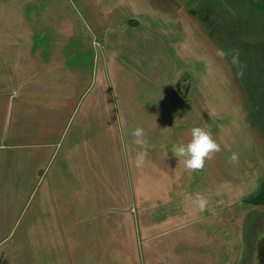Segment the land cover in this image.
Wrapping results in <instances>:
<instances>
[{
    "label": "rangeland",
    "instance_id": "rangeland-1",
    "mask_svg": "<svg viewBox=\"0 0 264 264\" xmlns=\"http://www.w3.org/2000/svg\"><path fill=\"white\" fill-rule=\"evenodd\" d=\"M36 1L44 3L43 0ZM82 1H73L69 7L71 9L66 12L64 7L60 17H46L41 12L42 15L33 18V33L28 34L18 20L21 16H17L16 13L11 17V11L6 9L0 11V78L5 76L1 74L2 69L10 70L18 67L20 69L22 65L35 64L31 54L27 53L29 55L27 57L22 53L24 48H20L22 47L20 41H23L21 37L31 36V40L39 42L41 47L52 48L51 59L40 64L39 76L25 75L24 79L27 81L22 79L11 81L12 90L16 91L12 100L15 125L9 122V127L11 131L17 129L16 140L20 138L19 131L26 126V118L22 113L27 103L28 85H31L35 79L40 82L52 80L54 84L50 87L54 89L53 93L58 95L61 93L62 112H66L72 105L71 117L61 136L63 140L61 149L74 142L81 147L80 150L76 147L70 151L73 167L67 169L64 176L70 180L74 188L98 187L100 189L97 191L107 192L114 188L108 190L101 188L110 187V184L114 185L112 180L118 183L123 178L120 167L122 156L117 152L116 147H113L119 145L120 148L122 127L124 136L126 131L132 132L136 127H142L146 133V140L150 138L149 140L152 141V135L157 139L161 133L159 130L166 125L168 136L180 137V142L186 144L191 139L192 127H187L184 109L188 111L189 121H195L196 116H200V123L196 125L210 129L213 138L221 147V151L216 153L213 159L206 160L203 169L208 172L206 170L208 165L215 164L212 181H215L218 185L215 187L221 190L220 204L224 205L226 201L232 202L234 196L237 201L239 200L236 204L242 205H239L241 208H225L219 211L220 221L215 225L207 221L201 226H196L197 229L189 230L199 232L203 229V231L217 232V236L221 234V240L216 241L221 252L219 264H264V207H251L244 202V198L256 191L260 181L264 179V0H174L175 3L171 8H167L172 10L169 12L165 11L164 2L158 3L152 0L150 2L152 11H155L152 18L142 16L147 30L139 31L137 40L131 39L130 33L125 35L121 33L124 38L120 42V49L112 47V32H116L114 24L125 14V10L129 9L127 5L129 1ZM47 3L48 0L44 4L49 5ZM57 4L54 3V8ZM175 4H182L191 15V20L186 15L185 9L173 15ZM61 19L70 32L67 40L63 42L58 40L60 28H57V23H60ZM181 24L185 28L184 38L178 30ZM159 26H167L168 33L152 31V27ZM187 28L192 30L188 33ZM105 29H112L109 33L111 42L102 41L101 30ZM104 34L106 35L105 32ZM37 42L35 43L38 44ZM64 42L66 44H61ZM221 50L225 53L223 57L218 55ZM120 51L123 53L122 56L118 54ZM165 51L167 57H163ZM235 51L239 52V64L232 63ZM152 53L156 54L155 60L152 59L151 65H143L140 54H144L148 59ZM169 53L173 55L174 65L177 63L183 65V62H186V65L181 69L171 66ZM36 59L39 60V57ZM60 61L70 69L62 71ZM220 61L218 71L221 72L223 69L226 73L218 80L214 67L217 69V63ZM105 63L110 70L108 80L110 84L105 89L107 88L109 101L113 104L109 119L115 122L114 124L112 121L114 130L109 129V132L106 131V123L102 121V118L106 117L104 111H107L108 117L110 109V104L104 103L105 89L102 80L108 78L106 75L102 76L106 68ZM121 66L122 71H120ZM33 67L30 66V69ZM115 67L117 71L111 72ZM136 67L152 68V71L138 75L133 70ZM77 69L80 74L82 70L83 75L78 74ZM25 73L29 71L26 70ZM72 76L77 79L71 84ZM1 82V89H4ZM43 85L46 86V83H40L39 88ZM67 86L72 88L68 89ZM97 97L103 111L97 110L92 104ZM6 104L7 102H4V105ZM161 104L162 107L174 105V118L177 116L175 110L180 109L183 120L173 119L168 111L159 118L160 112L155 111L156 106L161 107ZM178 104L180 106L175 107ZM43 107L42 103L34 110L36 113L42 112ZM86 109L91 115L90 121L87 122L83 121ZM3 111L0 109L2 116ZM195 123L196 121L194 125ZM97 124L100 125V129L95 132L93 128ZM250 124L251 129H247L250 138L246 140L242 130L245 129L244 127L248 128ZM3 126L4 123L0 119V130ZM150 132L151 135L148 137ZM118 134L121 137L117 143ZM149 140L147 142L151 143ZM171 147L172 145L166 148L169 150L172 149ZM232 153L239 155V162L236 164L229 163ZM30 156V154H20L19 148L0 149V240L6 239L7 243L12 244L15 243V238L26 235L28 237V242L24 243V246L0 245V264H4L6 253L12 249L19 250V254L12 255L16 262L19 260L16 264H38L39 258L49 260L46 264H54V258L50 255L68 256L66 248L57 247L54 238L46 236L51 233L52 225L44 221L53 224L55 219L48 218L52 214L47 212L43 205L41 220L30 219L31 212L37 210L34 207L43 192L42 187L31 185L33 177L31 167L34 159ZM235 165L237 169L246 172L245 176L238 177L239 173L236 174ZM210 170L205 178L208 187L211 186L209 181L214 168ZM109 179L112 180L109 182ZM193 179L196 177L193 176ZM182 180H189V177L186 176ZM210 188L211 191L216 192L214 187ZM85 195L82 201H77L79 203L77 209H81L80 205L83 202L89 210L106 207L103 202L106 197L103 198V193H94L86 198ZM156 195L158 196L157 193ZM215 201L216 197H212L211 202ZM166 210L169 208L165 205H158V208H148L150 217L142 212V218L144 216L152 221L153 237L156 231L164 229L165 225L170 223L163 217L168 212ZM200 211L207 215L208 209ZM73 220L75 223L69 228L74 230V234H79L75 247L77 250L86 249V258L97 262L96 260L101 259V251L113 252L114 249L109 248L108 244L118 246L117 241L107 240L101 235L106 232L104 229H107L108 219L97 217L91 223L93 226L89 225L86 231L85 221H82V218L75 217ZM102 221L106 224H101ZM134 221L136 235L139 237L141 227L139 212L136 215L134 213ZM171 236L172 233L169 237ZM210 244L212 245V241ZM210 244L209 241H204L198 249L205 251L204 254L207 255L208 249H212ZM118 247V252L126 255L125 248ZM52 248L55 250L51 251ZM137 251L139 252V249ZM215 252L216 246L213 248V253ZM110 258L107 260L111 263ZM78 261L82 262V259L79 258Z\"/></svg>",
    "mask_w": 264,
    "mask_h": 264
},
{
    "label": "crops",
    "instance_id": "crops-1",
    "mask_svg": "<svg viewBox=\"0 0 264 264\" xmlns=\"http://www.w3.org/2000/svg\"><path fill=\"white\" fill-rule=\"evenodd\" d=\"M73 1L75 0H48L47 4L49 5H46L44 4L46 0H43L44 3L38 2L36 0H0V11H2V9H6L11 11V17H13V15H15L16 13L17 16H21L20 19L18 18V20L21 23L22 28L25 29L28 34L33 33V18L42 15V13L43 15L45 14L46 17H60V14L61 12H63L64 7L65 12L71 9L69 7H71ZM128 1L129 3L127 5H129V9L125 10V14L122 15V17H120L116 23L114 22L116 32H112L113 37L111 39L113 41L112 47L114 49L121 48L120 42L122 41V38H124L125 34L130 33L131 39L133 38L134 40H137L139 31L141 32L147 30L144 26L146 25V23L142 21V16L151 19L152 15L155 13V11H152V3H150L152 0ZM154 1H157L158 3L164 2L165 4L163 6L165 11L167 12L172 11L168 10L167 8L169 7L170 9L171 6L175 3L174 0ZM54 3H58L55 8ZM173 8V15L175 13L182 12V10L185 9L186 15H188L191 20V15H189L188 10H186V8L182 4H175V7ZM175 8L177 9L175 10ZM18 10H20V12H16ZM24 11L28 12L24 14ZM72 11L74 10L72 9ZM161 16L163 15L161 14ZM46 20L48 21V18H46ZM57 24V28H60L58 40L63 42L67 40L70 32L64 26V22H62V19L60 20V23L58 22ZM192 27L193 29H196L194 28V26ZM54 30H56V27H54ZM178 30L181 32L182 38H184L183 33L185 28L182 26V24L181 28ZM191 30L192 28H187L186 32L189 33ZM110 31H112V29L101 30L103 42H111L109 37ZM152 31L166 34L168 33V28L167 26H159L157 28L152 27ZM104 32L106 33V35L104 34ZM121 33H124V35H122ZM20 39L25 42L24 43L23 41H20V45H22V47L20 48H24V52L22 51V53L27 57H29L27 53L31 54L34 57L35 64L25 66L22 65L20 69L19 67L10 70L7 68L2 69L3 73L1 74H5V76L0 78V81H2L1 84L4 86V89H1L0 86V109L2 111L4 109L5 110L3 111V116L0 114V119L4 123L2 130H0V149L3 148L7 150V148H19L20 154H30V157L34 159V164L31 167V173L33 176L31 185H38V187H42L43 192L42 194H40L37 200V204L34 207L37 208V210L31 212L30 219L41 220L40 217L43 216V205L46 211L52 214L48 216V218L50 217L52 219H55V222L53 224L44 221V223L52 225V231L54 232L53 233L51 231V233H48L46 236L51 239L54 238L55 245H57V247L61 246V249L66 248L65 251H67L68 253V256L66 254H58L56 256L50 255L52 258H54L53 263L219 264L221 252L219 250V243H216V241L218 239L219 241L221 240V234L219 233V236H217V232H208L207 230L203 231V229L202 231L194 232L190 231L189 229L195 230L198 228H196V226H201L207 221L215 225V223L220 221V217H218V214H220L219 211H221L222 209L224 210L225 208H241L239 207V205L242 204L237 205L236 203H238L239 200L237 201L234 196V199L232 198V202L226 201L224 205L220 204L221 196L219 193H221V190L220 188L215 187L218 185H216L215 181H212V177L213 175H215V164L212 163L211 165H208L209 167L206 168L208 172H206L204 169L201 170L200 173L190 172L185 168L184 158H176L172 154L171 149L168 150L166 148L170 147L171 145L173 146L174 144L182 143L180 142V137L168 136L166 125L163 126V128L161 127V130H159L161 131V133L158 135L157 139H155L152 135V141L149 140L150 138H148L151 135L150 132L147 137V141L149 140L151 143L147 142L145 149H141L133 142L134 138L131 136L132 132L126 131V135L124 136L122 132L123 127H119L121 128L120 132L122 135V143L121 141L119 142L120 148L119 145L113 147H116L117 152H120L122 156L120 167L123 171V178L118 183L115 180L109 179V182L112 180L114 185L110 184V187L107 186L101 189L108 190L114 188V190L107 192L97 191L98 189H100L98 187L89 189L85 187H81L80 189L77 187L74 188L70 180L68 178H65L64 176L66 170L70 168L72 169L73 167L69 156L70 151L72 149H75L76 147H78L80 150L81 147L77 146L78 144L74 142L72 145H68L65 148L61 149L63 141L61 140V136L63 135L66 124L71 117L72 105L66 112H62V107L60 104L61 93L59 95L57 93H53L54 89H51L50 87L51 84H54L52 80L40 82L35 79L31 82V85H28V96H26L27 103L24 107L22 106V116L26 118V126L28 127L27 130L26 126L22 131L18 130L20 138L19 140H16L17 137L15 136V134L17 129H12L11 131V128L9 127V122L14 124L12 100L13 96L16 94L15 89L12 90L11 81H20L21 79L27 81V79H24L25 75L39 76L40 64L51 59L50 49H52L48 47H41L39 42L31 40V36H28V38L21 37ZM35 42H37L38 44H36ZM61 44L66 43L64 42ZM3 46L2 48L5 49ZM55 48L57 49V45L55 46ZM118 54H120V56L123 55L121 51ZM140 55L142 56L140 57L143 65H151L152 59H154L156 56V54L152 53V56L146 59L144 54ZM168 56L169 60L171 61V66H173L174 62L172 53H169ZM35 57H39V60ZM163 57H167L166 51L164 52ZM60 63L62 71H68L67 69H70L69 66H65L61 61ZM220 63L221 61L217 63V69L216 67H214V73L216 74L218 80H220L222 76H225L224 73H226V71L224 72L223 69L221 72L218 71L219 66L221 65ZM32 65L34 67L30 69V66ZM183 65H186V62H183ZM183 65L177 63L174 65V67H179V69H181ZM105 66L106 68H104L102 76L106 75L108 76V78H104V80H102L104 89L106 86H108V84H110L108 81L110 78V70L107 64ZM26 70H28L29 73H25ZM122 70L123 69L121 66L120 71ZM133 70L134 73L141 75L151 72L152 68L136 67V69L133 68ZM113 71H117L116 67L111 69V72ZM77 72L78 74H80L78 69ZM80 75H83L82 70ZM232 76L234 75L232 74ZM76 79L77 78H75V76H72L70 79V83L72 84V82ZM58 80L62 81L60 78H58ZM40 83H46V86L43 85V87L39 88ZM67 87L68 89L72 88L71 86ZM104 94V103L106 105L110 104V109L108 117L107 111H104L106 113V117L102 118V121L106 123V131L109 132V129L114 130V126L112 125L113 120L109 119L110 110L113 104H111V102L109 101V92H107V88L105 89ZM98 99V97L97 99H94L92 104L95 105L97 110L103 111L101 108V102L99 103ZM32 101L33 103H31ZM4 102H7V104L4 105ZM42 103L44 105L42 112L36 113L34 109L39 107ZM169 105H171V103H169ZM173 106L162 107L161 104V107L156 106L157 110L155 112H160L159 118H162L163 114L168 111L169 114H172L173 119H179L182 121V112L180 109L175 110V114H177V116L176 118H174ZM179 106L180 105L178 104L175 107ZM115 112L117 113L116 108ZM187 114L188 111L184 109V118L186 120L185 122L188 123L187 127H200V125H196L197 123H200V116H196V123L194 125L195 121H189V116ZM178 115H180V117ZM89 117H91V115H89V111H87L86 109V116L83 121H90L91 118ZM158 124L160 125V122ZM189 124L193 125L189 126ZM19 125H21V123H19ZM244 128L245 129H243L242 131H244L243 134L246 140H248V138H250V132L247 131V129H251V124L248 128ZM98 129H100L99 124H97L93 128L95 132L98 131ZM121 135L118 134L116 139L117 143ZM188 142L189 140L187 141V143ZM142 150H146L148 156L144 164L138 167L135 163V158L137 153ZM235 166L236 174L239 173L238 177L245 176L246 172L241 171V169L239 168L237 169V165ZM210 168H214V170H212V176L210 177L209 181L211 183L210 187H214L213 189L216 192L211 191V188L208 187L205 181L206 175H208V173H210L211 171ZM152 169H155L156 172L152 171ZM186 176L189 177V180H182V178ZM193 176H195L196 179H193ZM98 192L103 193V198L104 196L106 197L103 200V202L106 204V207L89 210V208L83 202L80 205L81 209H77L79 206V203L77 201H82L85 194H87L85 195L86 198ZM156 193L158 194V196L156 195ZM197 194H201L207 199L208 204L206 208L208 209V216L205 215V213H202L200 211L201 209H199L195 205L194 200ZM212 197H216V201L214 203L211 202ZM158 205H165L169 208V210H166L168 212L163 217L166 222L170 223L165 225L164 229L156 231L153 237L151 231L152 221L146 219L144 216L142 218V212L146 215H149L150 217L148 208H158ZM250 206L254 207L260 205ZM260 207L263 208L264 206ZM76 212L78 214H76ZM137 212L140 213L141 218L139 237L138 235H136L134 221V213L136 215ZM75 217L82 218V221H85V231L89 225L93 226V224L91 223L94 222V219H96L97 217H99L100 219H108L107 229L103 228L104 230H106V232L105 234L101 235H104L105 239L107 240H111L114 242L117 241L118 246L125 248L124 253L126 255H122L121 252H118V246L108 244L109 248L112 247V249L116 250H113V252L115 253L109 250L101 251V259L96 260L97 262L86 258L87 250H77L75 247V242L78 240L79 234H74V230L69 228V226L74 225L75 221L73 219H75ZM191 221L198 222V224H193V222ZM142 222H144V224ZM100 223L106 224L105 221H102ZM187 226L189 227L187 228ZM171 233L172 236L169 237ZM233 237L235 239V235H233ZM204 241H209V244L210 241H212V245L210 244L212 249H208L209 253L207 255L204 254L205 251L198 249L200 244ZM26 242H28L27 235L15 238V243L12 244H10L9 242L7 243L6 239H2L0 240V245L3 247L5 245H12L13 247L17 245L24 246V243ZM215 246L216 252L213 253V248ZM84 248L86 247L84 246ZM138 249L139 252L137 251ZM12 250H8V252L6 253L4 264H16L19 262V260L16 262L12 256L13 254H19V250ZM54 250L55 249L52 248L51 251ZM79 258L82 259V262L78 261ZM108 258L112 259L111 263L107 260ZM48 261L43 258H39L38 264H46Z\"/></svg>",
    "mask_w": 264,
    "mask_h": 264
},
{
    "label": "clouds",
    "instance_id": "clouds-1",
    "mask_svg": "<svg viewBox=\"0 0 264 264\" xmlns=\"http://www.w3.org/2000/svg\"><path fill=\"white\" fill-rule=\"evenodd\" d=\"M222 57L225 55L223 50L218 52ZM233 64H239V52L235 51L233 54ZM241 75L243 72L241 71ZM131 135L133 142L141 149L146 148L147 140L146 133L142 127H136ZM221 151L220 145L213 138L210 129L202 127H193L191 129V139L188 143L174 144L171 152L177 158H184L185 168L190 172H198L203 170L206 160L213 159L216 153ZM148 156L146 150L137 153L135 158L136 165L142 166ZM239 162L238 153H232L229 158V163L236 164ZM195 205L203 210L206 208L208 201L201 194H197L194 200Z\"/></svg>",
    "mask_w": 264,
    "mask_h": 264
},
{
    "label": "trees",
    "instance_id": "trees-1",
    "mask_svg": "<svg viewBox=\"0 0 264 264\" xmlns=\"http://www.w3.org/2000/svg\"><path fill=\"white\" fill-rule=\"evenodd\" d=\"M244 202L250 205L264 206V179L260 181L257 190L244 198Z\"/></svg>",
    "mask_w": 264,
    "mask_h": 264
}]
</instances>
